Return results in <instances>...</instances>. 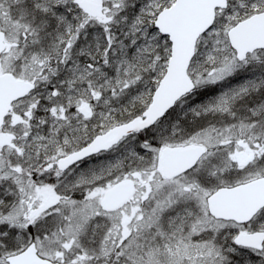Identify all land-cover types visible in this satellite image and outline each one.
<instances>
[{"label": "snow or ice", "instance_id": "6c2138e0", "mask_svg": "<svg viewBox=\"0 0 264 264\" xmlns=\"http://www.w3.org/2000/svg\"><path fill=\"white\" fill-rule=\"evenodd\" d=\"M0 264H264V0H0Z\"/></svg>", "mask_w": 264, "mask_h": 264}]
</instances>
